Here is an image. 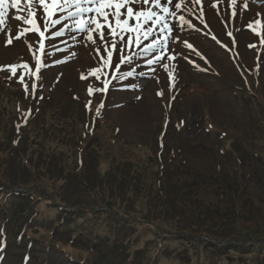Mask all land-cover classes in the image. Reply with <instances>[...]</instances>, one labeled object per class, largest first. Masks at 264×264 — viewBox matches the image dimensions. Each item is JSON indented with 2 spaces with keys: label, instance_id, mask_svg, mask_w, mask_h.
I'll use <instances>...</instances> for the list:
<instances>
[{
  "label": "rangeland",
  "instance_id": "rangeland-1",
  "mask_svg": "<svg viewBox=\"0 0 264 264\" xmlns=\"http://www.w3.org/2000/svg\"><path fill=\"white\" fill-rule=\"evenodd\" d=\"M248 2L239 7L252 14L260 2ZM193 14L192 27L175 28L176 59L163 61L175 65V81L156 91L150 85L170 68L132 60L110 82L99 41L55 30L36 81L38 34L8 45L0 33V67L20 65L15 75L0 70L1 264H264V44L248 23L212 31ZM21 77L36 96L21 91ZM104 80L106 93L97 91ZM134 120L138 128L127 126ZM139 179L141 192L131 187ZM108 199L140 221L104 207Z\"/></svg>",
  "mask_w": 264,
  "mask_h": 264
},
{
  "label": "snow or ice",
  "instance_id": "snow-or-ice-1",
  "mask_svg": "<svg viewBox=\"0 0 264 264\" xmlns=\"http://www.w3.org/2000/svg\"><path fill=\"white\" fill-rule=\"evenodd\" d=\"M194 2L200 4L201 0H194ZM230 3L232 5L231 16L235 18L238 15L237 0H230ZM134 4H142L143 7L134 8L132 6ZM184 5L185 0H176V2L174 0H163V3L162 0H0V33H6L8 45L13 44V39L20 40L28 32L37 33L40 40L43 41L46 37L45 31L41 30V25L43 29L48 30L50 26L53 28L56 25L63 26L66 20L71 19L75 31L84 34L92 44H97V41L100 42L99 46L95 48V52L99 60L103 62V66L119 71L120 64L125 61L130 62L132 59L130 55L124 54L125 49L131 51L133 45L141 48L143 42L148 41L142 47L144 55L156 54L159 50L156 58L150 59L148 64L159 63L167 70L169 65L162 63L165 58L170 62L176 59V55L169 54L170 50L168 49L169 39H175L172 36L173 28L169 24V17L175 19L177 17L176 10H181ZM240 6L243 9H248V0H241ZM37 7L42 9L39 22L36 12ZM10 9L14 10L11 19L20 22L16 26L15 35H13V25L9 20ZM188 11L190 12L191 9H188ZM178 19L182 24L192 27L190 21L186 20L183 15H180ZM254 23L264 29V22L261 20L256 19ZM204 26L208 28L207 23ZM248 28L260 38V43L264 44V31H257L253 27V22L248 24ZM126 34L131 35H128V38L125 39ZM64 35L63 28L54 33L55 37H63ZM228 35L232 36V33L229 32ZM212 39L216 40L217 38L213 35ZM118 42L122 43L124 47L118 48ZM184 43L193 53L201 55L191 43L186 41ZM249 47H255V45L250 44ZM101 49H103V55ZM38 51L44 54L45 44L43 42L39 44ZM113 52L117 53L116 65L112 64ZM48 54L51 55V53ZM201 59L205 58L201 55ZM44 66L40 56H37L35 70L30 74L35 76ZM7 67L11 69L13 75L16 74V66ZM23 67L27 69L29 66L25 63ZM174 71L175 65L168 72V76L172 79H175ZM91 75L100 80L102 69H93ZM123 75L132 76L133 73L127 72ZM36 78L39 79L38 76ZM85 78L82 74L81 79ZM20 80L25 92H28V84L24 82L23 77ZM97 91L106 93L108 91V81L104 80L103 87L98 88ZM88 92L92 95L93 89L88 87ZM157 94L163 96L164 93L160 91ZM90 105L91 101H89V107ZM102 107L103 104L97 108V115L100 114L99 109Z\"/></svg>",
  "mask_w": 264,
  "mask_h": 264
},
{
  "label": "bare ground",
  "instance_id": "bare-ground-1",
  "mask_svg": "<svg viewBox=\"0 0 264 264\" xmlns=\"http://www.w3.org/2000/svg\"><path fill=\"white\" fill-rule=\"evenodd\" d=\"M175 2H176V0H175ZM240 4H241V1L237 0L236 8H237L238 15L235 18H233L231 16L232 5L230 3V0H201L200 4H196L194 2V0H185L184 7L186 5H190L192 7L197 6V5H202L206 9V13L205 14H206V23L208 24V29L210 28L209 30H212V31H215L217 29L220 30L224 25L227 27L228 25H231L233 23H235V27L236 28L242 23H248L249 24L251 22V20L253 19V15H256V14L261 16L262 18H264V8L263 7H254V6L251 5L252 14H249L247 11H244V10L240 9V7H239ZM132 6L134 8L143 7L142 4H134ZM219 6H221L220 12L219 11H215V9L217 7H219ZM40 13H41V11L38 10V19H40ZM223 17H227V22L229 24L224 23L225 21H223ZM170 19H171V17H169V20ZM231 20L233 21V23H232ZM10 22L13 25V30H15L16 26L19 25V23H20L18 21H14V20H11ZM202 37H205V36L202 34ZM202 37H200V39H203ZM127 38H128V35H127ZM205 39L207 40V38H205ZM179 40H180V38H179ZM206 40H205V42H206ZM146 43H148V41H146ZM169 71L170 70H168V72ZM169 79H170V77L168 76L167 73H159L155 77V80L153 81V83L150 85V90L151 91H156L158 88H160V85L162 84V83H159L160 80H162L161 82H163V80L169 81ZM174 81H175L174 79L171 80L172 84L174 83ZM139 112H140V110L139 111H135L134 113L138 114ZM127 119H125V120H127ZM136 122H137L136 120H134V122L130 121L127 124V126H132V127L133 126H137V128H138L139 122L138 123H136Z\"/></svg>",
  "mask_w": 264,
  "mask_h": 264
},
{
  "label": "trees",
  "instance_id": "trees-1",
  "mask_svg": "<svg viewBox=\"0 0 264 264\" xmlns=\"http://www.w3.org/2000/svg\"><path fill=\"white\" fill-rule=\"evenodd\" d=\"M5 109V108H4ZM137 163L139 164V165H141L138 161H137ZM140 182V181H142V179L140 180H137V181H132L133 183L132 184H135L136 182ZM131 184V187L134 189V191L137 189V191H138V189H139V191L138 192H141L140 191V189H141V187H142V185H144V183L142 182V183H139V185H141V186H138V183H136V186L135 187H133V185ZM141 195V194H140ZM128 197V196H127ZM127 197L124 199V201H126V199H127ZM109 200V199H108ZM118 201V200H117ZM120 201V200H119ZM122 202L123 201H120L119 202V204H113V203H111V201L109 200V201H105V205L106 206H109V208H110V210L112 209V210H118V211H122V213L124 214L125 213V215L126 216H130L132 219H135V221L136 222H139L140 220L139 219H137L138 218V215H140L141 214V212H136V211H134V210H126V209H123L122 208ZM126 203V202H125ZM124 210V211H123ZM143 210V209H142ZM143 212L145 213L146 211H144L143 210ZM120 216V215H119ZM122 217V216H121ZM124 219V218H123ZM264 220V219H263ZM237 224V223H236ZM235 229L237 230L238 229V231L240 232L241 230L239 229V228H237V226H235ZM241 233H244L243 231L242 232H240L239 234H241ZM246 233V232H245ZM244 233V234H245ZM264 233V232H263ZM243 235V234H242ZM245 237L247 238V239H249V241L250 240H254L255 238H256V236L255 237H253V236H250L249 234H245Z\"/></svg>",
  "mask_w": 264,
  "mask_h": 264
}]
</instances>
